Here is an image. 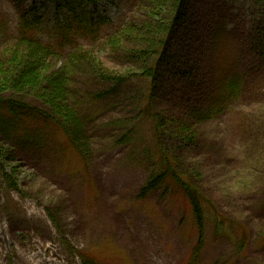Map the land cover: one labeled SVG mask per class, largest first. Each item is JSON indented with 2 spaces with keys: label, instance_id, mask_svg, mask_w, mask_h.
I'll use <instances>...</instances> for the list:
<instances>
[{
  "label": "rangeland",
  "instance_id": "obj_1",
  "mask_svg": "<svg viewBox=\"0 0 264 264\" xmlns=\"http://www.w3.org/2000/svg\"><path fill=\"white\" fill-rule=\"evenodd\" d=\"M147 2L96 0L86 11L88 18L103 21L101 38L126 22L150 20L151 27L167 28L171 9L151 18ZM247 8L248 0L185 1L169 47L170 53L178 52V74L161 76L164 87L154 105L169 121L196 130L190 143L169 135L161 141L176 171L208 199L201 242L192 208L180 192L160 187L139 196L155 170L156 144L140 103L113 96L86 99L87 90L101 86L89 74L73 71L68 95L83 122L84 162L38 117L23 131L16 125L4 131L0 125V264H84V259L94 264H264V77L251 91L242 81L238 97L215 104L212 93L221 85L215 83L214 65L229 55L233 71L241 51L229 46L228 54L225 47L213 51L208 43L222 30L231 44ZM23 11L36 19L35 38L52 45L58 16L53 0H0V50L15 49L11 43ZM103 42L78 41L107 70L124 73V60L113 61ZM70 50L47 58L41 73L79 70L66 61ZM192 70L189 77L184 74ZM146 85L144 78L134 77L121 89L135 95ZM201 109L208 114L200 117Z\"/></svg>",
  "mask_w": 264,
  "mask_h": 264
},
{
  "label": "trees",
  "instance_id": "obj_2",
  "mask_svg": "<svg viewBox=\"0 0 264 264\" xmlns=\"http://www.w3.org/2000/svg\"><path fill=\"white\" fill-rule=\"evenodd\" d=\"M53 1L58 16L55 19L52 45L42 44L35 38L36 19L30 16V11H23L19 15L14 42L11 43L15 49L0 50V125L3 130L5 131L8 127L10 129L13 125L22 127L21 131L26 130L38 117L42 121L49 122L53 133L59 134L62 141L70 146L84 162L83 122L77 111L76 102L71 101L70 94L68 95L72 72L81 71V74H89L87 77L97 80L96 86H101L96 90H87V93H84L86 99L96 101L113 96L118 99L137 100L142 106L143 115L149 119L151 132L156 140L153 161L155 170L140 188L139 196L145 197L149 192L160 187L168 192H180L192 208L193 222L199 229L200 243L204 204L208 202V199L200 193L190 178H184L176 171L174 158L167 155L161 141L162 136L169 135L178 137L180 140L185 139L190 143L193 142L196 130H191L190 125L185 122L169 121L162 115L167 113L165 110L154 109V105L159 100V89L162 90L164 87L161 76L170 73L178 74L174 69L178 63L176 60L178 52L170 53L169 47L173 36L171 29L176 24L180 13L185 12L186 0H148L146 13L151 18H156L155 15L168 8L173 12L166 30L156 25L151 27L150 20L144 23L138 21L137 24L126 22L120 25L118 31L105 35L103 38L98 32L103 21L88 18L86 11L87 6L96 0ZM167 1L170 7L165 8L163 2ZM247 9L248 16L246 20H241L237 35L232 34L231 44L228 45L229 37H225L222 30L215 31L208 41L210 45L213 44V48H210L213 51L218 49L220 52L225 47L228 54V46L233 51L237 49L241 51L238 69L236 67L233 71L229 69V55H226V59L223 58L221 64L214 65L215 83L221 85L220 90L215 87L212 93L216 96L215 100L213 99L215 104L219 102V98L238 97L242 81L245 82L246 91H251L255 82L264 77V0H248ZM182 23L185 22L182 21ZM143 24L147 26L143 27ZM144 29H149L150 33L142 35L138 32ZM232 32H235V28ZM80 40L88 41L90 44L104 41L102 44H105L104 48L108 47L107 54L114 56L113 61L117 58H120L119 61L124 60L123 66L126 67L124 73L107 70L91 51L81 48L78 43ZM67 48L71 50L65 55L66 61L70 62V65L74 63L75 68L79 70L60 67L51 73H41L39 68L45 65L47 58L55 55L60 49ZM191 73L193 70L186 71L184 74L189 77ZM134 77H141L147 81L146 89L135 95L121 89L125 82ZM29 96L33 97L31 102L35 103L34 105L30 104ZM197 113L203 117L208 114V111L201 109ZM127 137L126 133L120 140L125 141ZM84 262V264H94L89 259H84Z\"/></svg>",
  "mask_w": 264,
  "mask_h": 264
}]
</instances>
